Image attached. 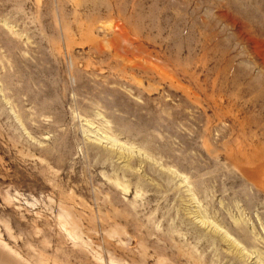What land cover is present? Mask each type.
<instances>
[{
  "label": "rangeland",
  "instance_id": "obj_1",
  "mask_svg": "<svg viewBox=\"0 0 264 264\" xmlns=\"http://www.w3.org/2000/svg\"><path fill=\"white\" fill-rule=\"evenodd\" d=\"M264 0H0V264H264Z\"/></svg>",
  "mask_w": 264,
  "mask_h": 264
},
{
  "label": "bare ground",
  "instance_id": "obj_2",
  "mask_svg": "<svg viewBox=\"0 0 264 264\" xmlns=\"http://www.w3.org/2000/svg\"><path fill=\"white\" fill-rule=\"evenodd\" d=\"M261 179H264V174H262V178Z\"/></svg>",
  "mask_w": 264,
  "mask_h": 264
}]
</instances>
